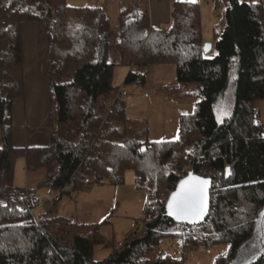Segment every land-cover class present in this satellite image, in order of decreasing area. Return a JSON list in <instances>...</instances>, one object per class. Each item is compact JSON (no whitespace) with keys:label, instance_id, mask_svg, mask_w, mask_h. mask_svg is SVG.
<instances>
[{"label":"trees","instance_id":"trees-1","mask_svg":"<svg viewBox=\"0 0 264 264\" xmlns=\"http://www.w3.org/2000/svg\"><path fill=\"white\" fill-rule=\"evenodd\" d=\"M263 7L228 0L223 28L214 33L209 51L215 56L207 58L197 3H173L170 25L163 31L150 25L148 11L124 7L117 16V38L110 40L103 7L0 0V199L31 194L13 184L18 156L27 168L45 171L40 186L51 193L61 191L72 176L89 185L120 186L132 171L135 187L147 196L141 225L97 262L94 248L105 245L97 224L57 215L54 200L44 202L37 220L0 205V264H172L161 250L169 240L183 250L227 245L226 256L216 264H230L253 235L264 207V126L254 106L264 101ZM34 22L46 32L49 144L17 149L12 120L16 103L25 96L22 29ZM165 65L175 67L179 84L196 86L199 101L190 114L180 116L177 140L144 141L112 85L113 70ZM132 79L130 72L125 83ZM219 109L227 113L221 122ZM195 143L204 169L217 183L210 189L205 223L188 226L166 218L164 207L174 189V170L186 163L191 152L185 148ZM248 264H264V248Z\"/></svg>","mask_w":264,"mask_h":264},{"label":"rangeland","instance_id":"rangeland-1","mask_svg":"<svg viewBox=\"0 0 264 264\" xmlns=\"http://www.w3.org/2000/svg\"><path fill=\"white\" fill-rule=\"evenodd\" d=\"M66 4L72 8H83L88 7V0H66ZM118 13L114 3H112L107 11L111 26L110 40L117 38ZM211 19L213 26H215L212 28L210 26ZM211 19L209 21L204 19L203 25L205 39L214 43V33H219L224 25L222 10L216 19L215 17ZM209 42H204V45L210 44ZM205 55L207 58H212L215 56V51L212 50ZM116 58V53L112 52L111 60L116 61ZM130 72L133 74V79L125 83V78ZM112 85L114 88L123 89L127 92L125 100L121 99L120 92H118L119 98L125 102L126 117L137 124L139 139L149 142L177 140L180 116L190 114L194 105L199 101L195 85L184 86L177 82L173 65L150 66L140 71L132 67L116 66L113 70ZM254 106L257 114L256 120L264 126V101H257ZM216 117L217 121L221 122L227 117V113L225 110L219 109ZM197 151L196 143L185 148V152L194 153ZM22 162V156H18L15 162L13 184L15 187L24 189L25 173L22 169L24 166ZM187 164L188 158L181 168ZM27 173L31 194H35L43 202L51 200L52 196L59 192L50 194L47 187L40 186L45 176L43 169H32ZM72 188L74 189L73 194H62L59 200H54L56 201L57 215L79 224L98 225L99 233L104 238L105 245H97L92 256L94 261H101L109 256L112 246L124 243L136 231L138 224L141 225L142 219L137 223H135V219L144 217L143 211L147 206L146 192L135 187L132 171L125 173L124 183L120 186L114 187L107 183L89 185L82 179H75ZM43 207L44 204L36 210L37 218L43 212ZM107 244L111 246L106 247ZM119 247L118 244L117 248ZM263 248L264 207L258 213L253 235L238 249L230 264L251 263L260 255ZM161 250L172 257V264H216L220 258L226 256L228 246L211 245L207 249L183 250L176 241L169 240L162 244Z\"/></svg>","mask_w":264,"mask_h":264},{"label":"crops","instance_id":"crops-1","mask_svg":"<svg viewBox=\"0 0 264 264\" xmlns=\"http://www.w3.org/2000/svg\"><path fill=\"white\" fill-rule=\"evenodd\" d=\"M238 1L242 3L263 4L264 6V0ZM175 2H192L199 5L203 42H209L205 39L204 19L207 21L213 17L216 19L220 10L223 12L228 4V0H88V7H103L108 11L112 3H114L117 12H120L124 6L137 5L141 9L148 11L150 25L163 31L168 29L170 25V10L172 4ZM209 15L211 16L209 17ZM210 22L211 28L215 27L213 26L212 19ZM22 39L25 96L16 103L14 110L12 120L13 145L17 149L44 148L49 144V86L44 69L47 54L44 25L40 22L24 24ZM210 44L212 47V43ZM22 158L24 165L22 169L25 173L24 190H30L27 172L32 169L27 168L25 158L23 156ZM142 218H137L135 219L136 222H134L137 223Z\"/></svg>","mask_w":264,"mask_h":264},{"label":"built area","instance_id":"built-area-1","mask_svg":"<svg viewBox=\"0 0 264 264\" xmlns=\"http://www.w3.org/2000/svg\"><path fill=\"white\" fill-rule=\"evenodd\" d=\"M119 94L122 100H125L127 97V92L123 89L119 90ZM190 149V148H189ZM196 148L194 147V150ZM175 173V183L174 187L178 184V182L188 176L189 173H193L199 177L209 178L211 180V187L214 186L217 181L216 179L211 178V174L207 173L203 167V156L198 152H191L188 157V164L185 165L181 169L174 170ZM75 177L72 176L69 182L65 185V187L52 196L51 200H59L62 194H73L74 189L72 188L73 183L75 182ZM44 202L36 195L30 193H24L20 195L17 199H7L1 198L0 205L4 206L8 209H19L21 211L30 213L34 219L37 220L35 212L38 208L43 206ZM140 225V224H138ZM120 246V244H119Z\"/></svg>","mask_w":264,"mask_h":264},{"label":"water","instance_id":"water-1","mask_svg":"<svg viewBox=\"0 0 264 264\" xmlns=\"http://www.w3.org/2000/svg\"><path fill=\"white\" fill-rule=\"evenodd\" d=\"M211 50V45L210 44H205L203 46V52L204 54H207ZM142 151H145V147H142ZM227 176L226 178L229 177V168L226 169ZM201 181H207V184H202ZM186 182V183H185ZM183 185V189H182ZM192 187H196L200 190L201 193V209L203 211V216L202 217H196L194 219H177L176 215H170L169 214V201L172 200L173 194L182 192L185 189H189ZM210 189H211V180L209 178H203L199 177L197 175H194L193 173H189L188 176L178 182V184L174 187V189L169 193L167 200L165 202V207H164V212L166 218L169 220L177 223V224H183V225H188V226H199L203 223L208 218L209 212H210Z\"/></svg>","mask_w":264,"mask_h":264},{"label":"snow or ice","instance_id":"snow-or-ice-1","mask_svg":"<svg viewBox=\"0 0 264 264\" xmlns=\"http://www.w3.org/2000/svg\"><path fill=\"white\" fill-rule=\"evenodd\" d=\"M201 183L207 184L208 182L201 181ZM200 201L201 193L196 187L174 193L173 198L169 201L168 205L169 214H175L177 219H194L196 217H202L203 211L201 209Z\"/></svg>","mask_w":264,"mask_h":264}]
</instances>
